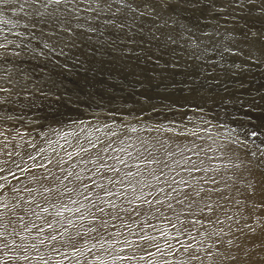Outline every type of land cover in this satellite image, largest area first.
Returning <instances> with one entry per match:
<instances>
[{
  "label": "snow or ice",
  "instance_id": "obj_1",
  "mask_svg": "<svg viewBox=\"0 0 264 264\" xmlns=\"http://www.w3.org/2000/svg\"><path fill=\"white\" fill-rule=\"evenodd\" d=\"M85 3L87 7L83 6ZM0 4H18V11L24 12L29 19L35 16L40 23L49 26L48 35L55 39L56 45L44 43L48 54L41 51L40 55L45 57V63L55 54L75 64L77 59L67 55L65 48H77L79 45L74 38L86 31L98 33L97 51L108 48L125 54L135 52L127 47L116 49L114 46L119 41L138 45L151 59L153 47L157 51L175 52L172 46L180 45L189 50L187 58L194 62L204 60L211 50L221 59L229 53L233 56L246 53L245 63L251 60L257 66L264 65V0H0ZM178 9L211 15L218 21L217 29L221 27L219 19L227 23L230 18L231 31L239 32L242 37L237 48L243 43L247 45L246 50L234 52L228 44L217 43L212 38L210 42L197 43L191 35L193 30L180 24L179 17L173 15ZM81 13L91 14L82 16ZM241 21L242 27L239 26ZM178 24L180 31H177ZM185 31L190 33L187 41L192 42L181 44ZM61 32L68 36H62ZM106 32L109 35H104ZM100 36L104 39L100 40ZM32 38L40 39L34 33ZM87 39L91 42L90 36ZM225 39L232 37L229 35ZM13 44L15 48L20 47L19 42L7 36L0 39V49H9ZM15 48L10 54L20 57L24 49L15 51ZM136 54L139 58V53ZM8 56L7 51L0 53V128H4L0 131L3 138L0 139V156H8V160H0V164L11 162L22 172L30 171L11 159L15 153L6 152L15 137L10 139L5 135L8 129L4 122L23 119L14 116L17 108L35 107L37 97L55 96L69 108H79L84 102L76 92L64 90L56 95L64 84L56 80L53 73L37 77L34 69L26 71ZM55 67L66 69L68 64L57 62ZM55 75H63V72ZM154 78L146 77L149 85ZM163 80L160 77L155 85L161 92L167 89L166 85L161 88ZM198 91L195 87L190 89L193 95ZM167 99L163 97L157 106L151 103L152 97L143 93L131 104L125 101L127 112L108 110L107 114L113 117L110 123L72 120L65 125L70 131L58 133L63 144L59 140L47 141L55 153L51 159L43 158L47 163L37 164L36 157L29 155L28 159L34 161L31 168H43L45 172L31 177L36 186H25L22 191L27 197H15L11 207L0 197V264H62L70 257L61 248H71V258L78 260L85 256V245L87 254L93 256V264L95 261L107 264L103 255L94 253L97 248L113 261H144L146 256L157 255L166 258L179 249L183 260L177 259L176 264H239L241 253L246 260L255 256L253 264H264V254H261L264 252V149L259 145L254 149L243 145L241 157L240 143L222 139L218 133L201 128L200 123H210L203 115H189L184 105L175 101L164 103ZM133 105L140 106L134 109ZM195 112H203V109L196 107ZM116 116L121 117L119 122ZM132 119L136 123H132ZM138 131L155 135L133 138L131 134ZM201 132L208 135L201 136ZM18 135L23 137V133L18 132ZM250 135L257 133L253 131ZM206 140L211 143H205ZM46 151L38 149V153ZM54 169H58V173ZM5 170L0 167V173ZM7 171L19 181L10 168ZM0 180L7 182V177L0 175ZM4 187L0 184V189ZM12 191L19 193L21 189L14 186ZM68 213H78L81 222L90 216V226L81 223L76 231L70 232L69 228L77 226L66 215ZM105 216L120 220L119 228H127V236L122 241L105 240L106 234L109 237L123 235L121 231L107 232L110 220ZM153 218L165 224L148 222ZM111 226L117 227L114 223ZM133 236L136 239L128 238ZM88 238L96 243L88 245ZM118 243L135 250L125 254V248L113 246ZM53 253L62 260H56ZM85 264H88L87 257ZM147 264H156V261L148 259Z\"/></svg>",
  "mask_w": 264,
  "mask_h": 264
},
{
  "label": "rangeland",
  "instance_id": "obj_2",
  "mask_svg": "<svg viewBox=\"0 0 264 264\" xmlns=\"http://www.w3.org/2000/svg\"><path fill=\"white\" fill-rule=\"evenodd\" d=\"M83 6L87 7V4L85 3ZM92 6L95 7V5ZM18 8V4L15 6L0 4V39L3 36H7L9 40L20 43L19 48H15L14 44L9 45V49H0V53L9 52L8 59L10 61L20 64L26 71H33L34 69V75L37 77L41 74L53 73L54 78L62 81L64 84V88L56 92V95H60L64 90L76 92L84 103L79 108H69L62 105L60 101H57L55 96H49L47 99L37 97V105L35 107L17 108L14 116L23 117V119H13L4 122L5 127L8 129L5 135L10 139L15 137V139L11 140V144L6 152L11 151L15 153L11 159L20 163L21 168L28 167L31 169L30 171L22 172L11 162L0 164V167L6 169L0 175L7 177V182L0 180V184L5 185L3 189H0V197L3 198L5 203L9 204V207L15 202V197L21 195L27 197V193L22 191L25 186H36L35 182L31 179L33 175L45 172L43 168H31L34 161L28 159L29 155L36 157L35 163L37 164L47 163V160L43 158L47 156L51 159L55 155L47 141L51 140L55 142L59 140V143L63 144L64 140L60 138L58 133L71 130L70 127H65V125L77 119H89L93 123L97 122V120L101 122L108 121L110 123L113 117L107 114L108 110L120 109L127 112L128 109L125 107V101L131 104L132 100L139 98L143 93H147L152 97L151 103L157 104V106H160V100L167 96L168 99L164 103L175 101L178 105H184V110L188 111L189 115H203L204 119L210 123H200V127L208 128L210 132L218 133L222 139H232L236 143H240L239 152L241 157H243L244 152L243 145H246L241 135H244V133L248 135L249 132L253 131H258V134H264V104H258L262 96H264V91L261 92L262 89L260 88L264 83V65L257 66L251 60L245 63L246 53L239 56H233L229 53L225 55L224 59H221L220 56L210 50L206 53L204 60L194 62L187 58V51H189L187 48L175 45L172 46L175 48V52L168 50L157 51L153 47L151 50L152 58L148 59V55L142 52L138 45L121 44L119 41L114 46L116 49L127 47L134 49L135 52L125 54L108 48L97 51L98 33H88L85 31L82 35L78 33L74 38V42L79 45L77 48H65L67 55H71L77 59L75 64L72 60L66 61L65 56H57L55 54H52V59L45 63V57L40 55L41 51L46 55L48 54V48L43 47L44 43H48L50 46L56 45L55 39L50 38L48 35L50 31L49 26L40 23L39 18L35 16L29 19L24 12L18 11ZM90 14L81 13L82 16ZM173 15L179 17L180 24L193 30L191 35L197 43L200 41L210 42V38H212L217 43L223 42L228 44L233 48L234 52L246 50L247 48V45L243 43H240V47L237 48V42L242 41V37L239 32L231 31L233 23L230 18H228L227 23H225L223 18L219 19L221 27L217 29L216 25L218 21L217 19H213L211 15H201L200 13L181 9H178ZM34 24L35 27H33ZM239 26H243V21L240 22ZM176 27L177 31H180L179 24ZM205 32L208 35H203ZM217 32H219L218 35L216 34ZM33 33L40 39H33ZM61 35L68 36L67 33L63 32H61ZM104 35H109V33L106 32ZM188 35L190 33L185 31L184 40L181 41V44L187 41ZM229 35H231L232 39L226 40L225 37ZM89 36L91 37V42L87 39ZM99 39L103 40L104 36H100ZM64 42L62 40L60 43L63 44ZM187 42L191 43L192 41ZM25 45H27V48H24ZM13 48H15V51H21L23 48L24 51L21 52L20 57H14L10 54ZM31 49H35V51H31ZM136 53H139V58H137ZM57 62L60 64L67 62L68 68L59 69L55 67ZM237 65L241 66L237 67ZM61 71L63 75H55V73ZM148 76L155 77L151 85L148 84L146 79ZM160 77L164 78L161 88L165 85L167 86L165 92H161L160 88L155 87L159 83ZM200 85H203V87L201 88ZM193 87L199 89L195 95L190 92V89ZM53 91L56 90L54 89ZM109 100L112 102L109 103ZM21 102L24 103L23 100ZM88 105L92 107H88ZM139 106L133 105V108L135 109ZM144 106L148 107L147 104ZM196 107H201L203 112L193 113V109ZM115 118L117 122L121 119L120 116H116ZM177 118H179V114H177ZM32 121H35V123H31ZM131 122L136 123L134 119ZM193 123L199 122L194 121ZM216 125H221V127H216ZM189 127H192V125L190 124ZM236 127L241 128L240 133L236 131L238 130ZM137 128H140L139 124H137ZM51 129H55L56 131H52ZM3 130L4 128H0V131ZM18 132L23 133L22 138L18 135ZM131 135L135 138L137 135L148 136L155 135V133L138 131ZM207 135L208 133L201 132V136L206 137ZM0 139L3 138L0 137ZM25 141L28 143H25ZM263 141L262 139L260 140V144H257L261 149H264ZM204 142L211 143V141L207 140ZM197 143H201V141H197ZM33 144L35 147L31 146ZM16 145H20V147H16ZM257 145L252 144V146H248L256 148ZM233 147H235V144ZM39 148H45L47 151L38 153ZM211 154L209 153V155ZM193 158L195 159V157ZM0 160H8V156L6 154L2 155L0 156ZM48 167L51 168L52 165H48ZM9 168L15 173L16 177H19V181L13 178V176L8 175L7 169ZM54 171L58 173V169H54ZM85 182L87 183L88 181ZM49 183L51 182L49 181ZM14 186L21 189V191L19 193L12 191ZM117 187L119 188L120 186L117 185ZM101 195H103L102 192ZM107 199L115 198L107 197ZM65 202H67V198H65ZM117 204H120L119 199H117ZM16 211L19 213V209ZM66 215L73 219L77 226L76 228H69L70 232L76 231L81 223L85 227L90 226V216L81 222L78 219V213H68ZM104 218L110 220L107 232L121 231L123 233L120 237H109L106 234L105 240L111 241V239H116L122 241L127 236V228H119V225L122 223L120 220H113L108 216ZM148 222L165 224L164 221H158L154 218ZM249 222L251 223V219ZM113 223L117 227H112L111 224ZM101 231L104 230L101 229ZM148 231L151 230L149 229ZM169 231L172 230L169 229ZM128 238L136 239L134 236ZM160 242L161 244L163 243L162 240ZM81 243L83 244L84 242L82 241ZM92 243H96V241L88 238L87 244L90 245ZM173 243L175 242L173 241ZM257 244H259V241H257ZM113 246L117 249L125 248V254H129L135 250L134 248H128L123 243ZM86 247L87 245H85V256L79 257L78 260L71 258L73 257V250L71 248H61V251L66 252L70 257L69 260H63L62 264H85V257H87L88 264H93V256L87 254ZM150 250L155 251V249ZM94 253L96 255H103L107 260V264H147L148 259H154L156 264H176L177 259L183 260L179 249L173 255L166 258H162L159 255L152 258L146 256L144 261L133 260L131 262L126 260L113 261L106 253H100L98 248L94 250ZM261 254H264V252H261ZM52 255L55 256L54 253ZM55 259L62 260V257L55 256ZM255 259L256 257L253 256L252 260H246L243 258V253H241L239 264H253ZM95 264H98V261H95Z\"/></svg>",
  "mask_w": 264,
  "mask_h": 264
},
{
  "label": "bare ground",
  "instance_id": "obj_3",
  "mask_svg": "<svg viewBox=\"0 0 264 264\" xmlns=\"http://www.w3.org/2000/svg\"><path fill=\"white\" fill-rule=\"evenodd\" d=\"M260 88L262 89L261 90V92L262 91H264V83L260 86ZM263 95V94H262ZM244 100V99H243ZM263 101H264V96H262V98H261V100L259 101V103L258 104H264L263 103ZM250 102V101H249ZM227 122V121H226ZM264 122V121H263ZM225 127V126H224ZM236 128H238V130H236L237 132H241V128L240 127H236ZM213 131V130H212ZM224 132V131H223ZM227 132V131H226ZM258 131H256V133H257ZM250 133L251 132H249V134L248 135H245V133H244V135H241L242 137V139L245 141L244 143H246V145H249V146H252V144H255V145H257V144H260V140H264V134H258L257 133V135L256 136H252V135H250ZM259 137H260V139H259ZM240 138V137H239ZM240 138V139H241ZM243 143V144H244ZM261 143H262V141H261ZM263 143H264V141H263ZM245 145V144H244ZM254 148V147H253Z\"/></svg>",
  "mask_w": 264,
  "mask_h": 264
}]
</instances>
